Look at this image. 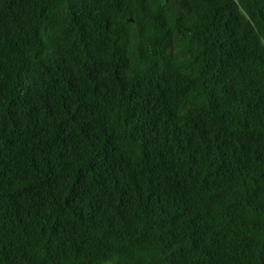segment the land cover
<instances>
[{"label":"trees","instance_id":"obj_1","mask_svg":"<svg viewBox=\"0 0 264 264\" xmlns=\"http://www.w3.org/2000/svg\"><path fill=\"white\" fill-rule=\"evenodd\" d=\"M0 264H264V0H0Z\"/></svg>","mask_w":264,"mask_h":264}]
</instances>
